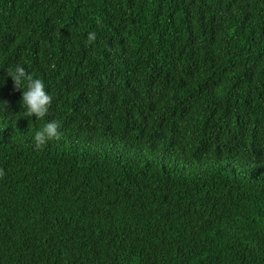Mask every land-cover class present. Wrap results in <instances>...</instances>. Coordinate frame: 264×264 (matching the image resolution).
Returning <instances> with one entry per match:
<instances>
[{"label": "trees", "instance_id": "trees-1", "mask_svg": "<svg viewBox=\"0 0 264 264\" xmlns=\"http://www.w3.org/2000/svg\"><path fill=\"white\" fill-rule=\"evenodd\" d=\"M0 101V264H264V0H0Z\"/></svg>", "mask_w": 264, "mask_h": 264}, {"label": "clouds", "instance_id": "clouds-1", "mask_svg": "<svg viewBox=\"0 0 264 264\" xmlns=\"http://www.w3.org/2000/svg\"><path fill=\"white\" fill-rule=\"evenodd\" d=\"M97 39L98 37L95 31L88 33L87 42L89 44H94ZM6 75L13 80L15 88L22 92L21 108L25 110V116L35 117L36 121L45 120L49 115L52 104V97L46 90L45 82L29 72L21 64L7 68ZM6 107V103L0 101V111H4ZM60 139V124L55 120H46L43 126L36 131L34 143L37 147H41L50 141H58Z\"/></svg>", "mask_w": 264, "mask_h": 264}]
</instances>
